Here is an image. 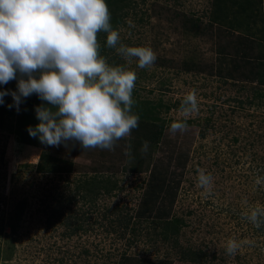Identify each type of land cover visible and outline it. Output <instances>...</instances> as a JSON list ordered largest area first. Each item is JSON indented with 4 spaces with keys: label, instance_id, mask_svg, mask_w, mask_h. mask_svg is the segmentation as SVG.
Instances as JSON below:
<instances>
[{
    "label": "rangeland",
    "instance_id": "1",
    "mask_svg": "<svg viewBox=\"0 0 264 264\" xmlns=\"http://www.w3.org/2000/svg\"><path fill=\"white\" fill-rule=\"evenodd\" d=\"M107 4L120 42L156 55L140 69L97 35L107 63L137 75L139 127L111 151L47 146L27 131L46 102L32 95L18 113L6 96L0 264H264V224L247 219L264 210V0ZM192 93L197 110L182 111ZM174 123L187 127L172 132ZM201 170L213 178L207 190ZM230 239L240 242L234 255ZM188 249L207 257L185 259Z\"/></svg>",
    "mask_w": 264,
    "mask_h": 264
},
{
    "label": "clouds",
    "instance_id": "2",
    "mask_svg": "<svg viewBox=\"0 0 264 264\" xmlns=\"http://www.w3.org/2000/svg\"><path fill=\"white\" fill-rule=\"evenodd\" d=\"M107 34L106 46L137 67L149 68L156 55L148 47L120 42L111 24L107 0H0V86L17 81L16 91H0V106L11 96L19 113L26 98L36 95L39 123L27 131L41 144L59 147L78 144L84 150H113L117 141L139 127L133 112L137 75L124 66H111L100 55L97 35ZM195 94H188L182 111L195 112ZM183 123L171 131H183ZM145 141L141 152H147ZM212 176L201 170L198 184L205 190ZM261 181L257 179L256 183ZM264 210L254 209L247 219L257 228L264 224ZM240 242L229 240L226 252L234 255Z\"/></svg>",
    "mask_w": 264,
    "mask_h": 264
},
{
    "label": "trees",
    "instance_id": "3",
    "mask_svg": "<svg viewBox=\"0 0 264 264\" xmlns=\"http://www.w3.org/2000/svg\"><path fill=\"white\" fill-rule=\"evenodd\" d=\"M262 61H264V60H262ZM261 67L262 68H264V62H261ZM262 76V79H264V74L263 75H261ZM260 84L261 85H263L264 86V80L262 81V82H260ZM257 142H259V143H262V142H264V137L262 136V137H258V139L256 140ZM135 158L137 159V160H139V163H138V169L136 168V169H134V173H136V172H139V173H141V170H143L144 168H142V167H144L143 165H144V163H143V161H140V158L139 157H137L136 155H135ZM44 160L45 159H48L47 158V155L43 158ZM42 159V160H43ZM43 160V161H44ZM127 223V222H126ZM169 224V223H168ZM207 257V255H204V253L203 252H201V251H198V250H196V249H188L187 251H184L183 253H182V257L183 258H185V259H189V260H192L193 262H197L198 260H200V259H203V257Z\"/></svg>",
    "mask_w": 264,
    "mask_h": 264
}]
</instances>
